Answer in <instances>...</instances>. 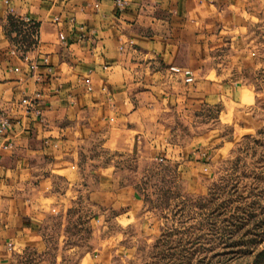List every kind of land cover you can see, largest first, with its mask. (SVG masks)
<instances>
[{
	"label": "crops",
	"instance_id": "crops-1",
	"mask_svg": "<svg viewBox=\"0 0 264 264\" xmlns=\"http://www.w3.org/2000/svg\"><path fill=\"white\" fill-rule=\"evenodd\" d=\"M117 1L0 0V111L23 121L0 136V264H54L46 258L52 248L48 223L77 206L88 146L178 170L207 165L206 153L202 161H181L184 152L173 136L177 122L189 124L212 99L229 94L228 81L211 75L219 74L212 59L238 39L234 3L122 0L120 7ZM26 17L39 24L38 43L29 27L17 24ZM14 42L23 50L13 53ZM172 66L191 69L195 81L186 83ZM36 92L40 118L19 104ZM6 142L12 148L3 149ZM102 163L108 165L102 172L116 165L110 158ZM88 201L96 223L116 210L115 219L147 213L138 189L111 182L90 190Z\"/></svg>",
	"mask_w": 264,
	"mask_h": 264
},
{
	"label": "rangeland",
	"instance_id": "rangeland-1",
	"mask_svg": "<svg viewBox=\"0 0 264 264\" xmlns=\"http://www.w3.org/2000/svg\"><path fill=\"white\" fill-rule=\"evenodd\" d=\"M228 1L238 39L212 59L219 74L211 78L228 81L229 94L212 99L189 124L177 122L173 136L181 161H202L206 153L207 165L178 170L88 146L77 206L49 220L48 260L56 264L59 254V264H264V0ZM109 158L116 165L102 172ZM109 182L138 189L146 216L115 219L116 210L96 223L90 190Z\"/></svg>",
	"mask_w": 264,
	"mask_h": 264
},
{
	"label": "built area",
	"instance_id": "built-area-1",
	"mask_svg": "<svg viewBox=\"0 0 264 264\" xmlns=\"http://www.w3.org/2000/svg\"><path fill=\"white\" fill-rule=\"evenodd\" d=\"M117 2L120 7H123L125 4L122 0H118ZM11 12H13V9H11ZM55 20L58 22L60 18L55 17ZM17 24L23 29L29 27L31 29L32 38L34 39L35 43H38L40 29L37 22H35L31 18L26 17L17 20ZM60 38L62 40H65L66 37L64 34H62ZM23 48L24 46L22 42H14L12 52L17 53L18 51H22ZM43 62L46 64L48 71H51L52 68L50 66L48 57H44ZM170 71L173 73H181L184 76L186 83H193L195 81V77L191 69H182L180 67L172 66L170 67ZM40 96L41 94L39 92H36L33 97L26 96L20 101L19 104L21 105V108L26 115L31 116L32 114L36 118H40L42 116L41 111L37 108V101L40 99ZM22 122V117H10L7 112L0 111V136H2L8 129L14 127L16 124H22ZM12 146V142H6L2 145V148L6 150L12 148ZM9 246L12 247L13 244L9 243Z\"/></svg>",
	"mask_w": 264,
	"mask_h": 264
},
{
	"label": "trees",
	"instance_id": "trees-1",
	"mask_svg": "<svg viewBox=\"0 0 264 264\" xmlns=\"http://www.w3.org/2000/svg\"><path fill=\"white\" fill-rule=\"evenodd\" d=\"M14 25L16 26V23Z\"/></svg>",
	"mask_w": 264,
	"mask_h": 264
}]
</instances>
